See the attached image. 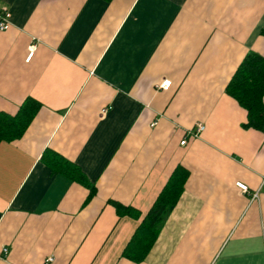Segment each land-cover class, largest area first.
Listing matches in <instances>:
<instances>
[{
	"label": "crops",
	"instance_id": "1",
	"mask_svg": "<svg viewBox=\"0 0 264 264\" xmlns=\"http://www.w3.org/2000/svg\"><path fill=\"white\" fill-rule=\"evenodd\" d=\"M2 11L0 113L26 99L38 109L0 142V264H264V134L225 93L247 53L264 58V0H0ZM176 170L181 192L134 262L123 250Z\"/></svg>",
	"mask_w": 264,
	"mask_h": 264
},
{
	"label": "trees",
	"instance_id": "2",
	"mask_svg": "<svg viewBox=\"0 0 264 264\" xmlns=\"http://www.w3.org/2000/svg\"><path fill=\"white\" fill-rule=\"evenodd\" d=\"M225 93L246 113L245 129L264 134V58L247 53L233 72L225 87ZM38 104L26 99L13 116L0 113V142L19 138L29 124ZM54 171L57 168H53ZM70 175L82 182L77 170L70 169ZM185 178L181 170L174 171L157 198L148 209L138 227L126 244L123 255L134 262H140L149 251L158 232L173 208ZM92 191V189H90ZM119 212V208L115 206ZM127 212V211H125Z\"/></svg>",
	"mask_w": 264,
	"mask_h": 264
},
{
	"label": "built area",
	"instance_id": "3",
	"mask_svg": "<svg viewBox=\"0 0 264 264\" xmlns=\"http://www.w3.org/2000/svg\"><path fill=\"white\" fill-rule=\"evenodd\" d=\"M9 26V13L6 11H2L0 12V31H4L8 28ZM35 49V45L31 44L30 46H28L27 48V54L26 57L24 59L25 62H28L30 60V58L32 57V54L34 52ZM169 87V82L166 80L161 81L156 88L160 89V90H167ZM153 126V124H152ZM204 127L202 124H197L194 128V131L188 132V135L190 137L196 138L199 136V134L203 131ZM184 141L179 142V145H183ZM262 184L264 183V177L262 178ZM234 186L242 193H246L247 192V188L244 184L241 183H235ZM257 198V190L255 192H253L250 196V200H255ZM52 261V258H47L44 262V264L50 263Z\"/></svg>",
	"mask_w": 264,
	"mask_h": 264
}]
</instances>
